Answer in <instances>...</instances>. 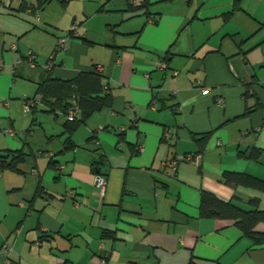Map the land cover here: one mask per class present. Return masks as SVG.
<instances>
[{"label": "crops", "instance_id": "obj_1", "mask_svg": "<svg viewBox=\"0 0 264 264\" xmlns=\"http://www.w3.org/2000/svg\"><path fill=\"white\" fill-rule=\"evenodd\" d=\"M36 4L0 0V152L24 153L0 172V264H264V243L199 216L202 190L264 210V189L222 180L264 179V0ZM96 66L108 105L83 118L70 98L75 121L53 96L23 111L47 79Z\"/></svg>", "mask_w": 264, "mask_h": 264}, {"label": "trees", "instance_id": "obj_2", "mask_svg": "<svg viewBox=\"0 0 264 264\" xmlns=\"http://www.w3.org/2000/svg\"><path fill=\"white\" fill-rule=\"evenodd\" d=\"M48 1L49 0H37L36 7L41 9ZM99 73L100 72L97 70L95 72L92 71L91 74L80 75L78 78L71 81H62L51 78L47 79L40 84L38 87V93L35 96H39V102L41 100L46 101L53 96L55 99L54 102L63 107V111L66 115L70 108L68 100L76 97L77 104L80 106L79 108L82 113L81 115L83 118H86L94 110H98L102 106L110 103V95L107 93L106 95H99L98 93L99 89H101ZM81 78H89L96 82L97 86L95 84V91L89 89L87 92H79L78 86ZM75 120L76 118L68 121ZM207 137L208 134L202 135L198 141L202 144ZM257 153L258 152L255 151L252 153V156H256ZM23 156L24 153L22 151L0 152V172L6 169H18L17 166L23 160ZM222 180L224 183L230 185H242L257 190L264 189V179L256 178L245 173L225 172ZM258 204V199L254 198L250 200L252 208L246 209L232 201L219 199L209 191L202 190L200 195L199 216L202 218L215 217L223 220H230L244 236L260 244L264 243V231L259 230L257 226L259 224H264V210H261ZM189 264H194L193 260H190Z\"/></svg>", "mask_w": 264, "mask_h": 264}, {"label": "built area", "instance_id": "obj_3", "mask_svg": "<svg viewBox=\"0 0 264 264\" xmlns=\"http://www.w3.org/2000/svg\"><path fill=\"white\" fill-rule=\"evenodd\" d=\"M30 11V10H28ZM36 18L39 20V15L38 13H36ZM72 30L75 29V26L71 27ZM69 36H61L57 39L56 44H55V48H54V53H52L49 58H48V62H47V68H51L53 66V60L55 58V54L60 53L61 51L65 50L67 47V40H68ZM11 49H15L16 45L15 44H11L10 46ZM26 58L27 61L29 62V64L31 66H34L36 64L35 62V54L33 51H28L26 54ZM158 67L161 69H165L166 68V64L164 62H159L158 63ZM96 70L98 72H101V67L100 66H96ZM176 72H173V75H175ZM204 90V88L202 89ZM37 103H39V96H35L29 100H27L24 104H23V111L24 112H29L31 110L32 107H34ZM218 105L221 106L222 105V100H218ZM75 113L76 110L74 109H70L66 115V118L68 120H73L75 118ZM172 132L169 129H165L163 131V140L164 142H166L167 144H170L172 142ZM191 156L190 155H184V156H179L177 158H174L173 160H170L168 162H166L167 166L170 167L171 169H175L176 168V163L178 162V160H190ZM95 186L98 188L99 192L101 195H103L105 189H106V178L102 175H97L95 178ZM10 248L6 247V250L8 251ZM7 263V262H6Z\"/></svg>", "mask_w": 264, "mask_h": 264}, {"label": "rangeland", "instance_id": "obj_4", "mask_svg": "<svg viewBox=\"0 0 264 264\" xmlns=\"http://www.w3.org/2000/svg\"><path fill=\"white\" fill-rule=\"evenodd\" d=\"M38 14H39V12H38ZM40 15V14H39Z\"/></svg>", "mask_w": 264, "mask_h": 264}]
</instances>
